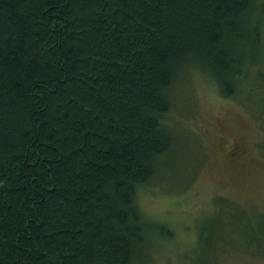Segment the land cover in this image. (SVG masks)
Instances as JSON below:
<instances>
[{
	"label": "trees",
	"instance_id": "obj_1",
	"mask_svg": "<svg viewBox=\"0 0 264 264\" xmlns=\"http://www.w3.org/2000/svg\"><path fill=\"white\" fill-rule=\"evenodd\" d=\"M263 44L264 0H0V264L147 263L172 230L136 194L173 147L178 74L234 97Z\"/></svg>",
	"mask_w": 264,
	"mask_h": 264
},
{
	"label": "rangeland",
	"instance_id": "obj_2",
	"mask_svg": "<svg viewBox=\"0 0 264 264\" xmlns=\"http://www.w3.org/2000/svg\"><path fill=\"white\" fill-rule=\"evenodd\" d=\"M259 72L228 97L199 67L181 69L166 116L173 147L136 194L146 217L165 223L172 236L147 237L151 259L143 264H264L263 252H250V240L239 231L248 216L255 227L264 223V77Z\"/></svg>",
	"mask_w": 264,
	"mask_h": 264
}]
</instances>
